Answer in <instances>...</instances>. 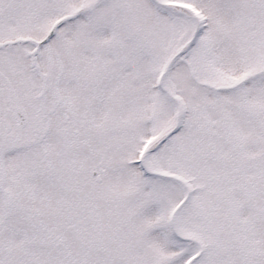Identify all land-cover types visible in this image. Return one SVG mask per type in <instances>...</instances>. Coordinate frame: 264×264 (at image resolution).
<instances>
[{
    "label": "snow or ice",
    "instance_id": "obj_1",
    "mask_svg": "<svg viewBox=\"0 0 264 264\" xmlns=\"http://www.w3.org/2000/svg\"><path fill=\"white\" fill-rule=\"evenodd\" d=\"M0 264H264V0H0Z\"/></svg>",
    "mask_w": 264,
    "mask_h": 264
}]
</instances>
